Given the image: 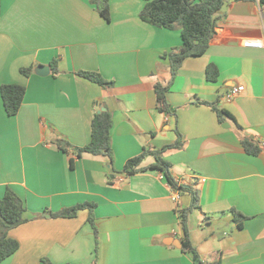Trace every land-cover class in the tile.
Here are the masks:
<instances>
[{"label":"crops","instance_id":"0c3cea01","mask_svg":"<svg viewBox=\"0 0 264 264\" xmlns=\"http://www.w3.org/2000/svg\"><path fill=\"white\" fill-rule=\"evenodd\" d=\"M143 4L110 0L106 20L89 0H0V86L25 88L13 116L0 95V197L10 187L24 200L27 218L7 231L18 248L0 264H193L181 249L177 212L190 195L178 191L174 200L159 170L122 171L144 147L173 143L178 132L181 146L163 158L177 184L198 191L200 207L187 226L200 257L264 264V47L243 44L264 40V6L245 0L222 6L204 53L181 62L166 114L157 108L154 84L169 79L162 54L182 38L179 28L141 20ZM209 64L218 70L215 80L206 77ZM39 65L48 71L39 74ZM79 70L113 84L102 87ZM240 84L244 90L226 100ZM209 104L231 117L219 121ZM100 107L112 114V163L75 150L89 141ZM243 139L258 152H248ZM153 162L147 156L141 165ZM78 203L93 204V225L85 208L74 217L52 216Z\"/></svg>","mask_w":264,"mask_h":264},{"label":"trees","instance_id":"16d2710c","mask_svg":"<svg viewBox=\"0 0 264 264\" xmlns=\"http://www.w3.org/2000/svg\"><path fill=\"white\" fill-rule=\"evenodd\" d=\"M144 4L139 11L141 20L158 27L168 29L179 28L182 38V44L179 47L172 48L166 53L162 54L163 58H167L169 62V79L167 82H156L154 84V92L156 96L157 108L170 114L166 102V93L169 86L180 67L181 62L190 56H198L204 53L210 39L216 33V26L222 19L223 14L221 8L224 4L231 1L238 0H143ZM257 1L260 6H264V0H245ZM94 5L98 13L106 20L110 15V0H89ZM55 62H52V66ZM22 74H28L31 68H22ZM206 77L209 80H215L218 75V70L213 64L206 67ZM92 82L97 83L102 87L111 86L112 81L104 79L98 72L83 71L76 72ZM25 88L23 85L17 83H7L0 86V95L5 112L13 116L18 112ZM210 107L216 112L218 120L223 121L226 117L231 115L216 107L214 104H209ZM112 126V114L110 111H100L93 114L91 119V131L89 141L80 147H75L77 155L83 153L91 155H102L108 159L109 163L113 162V155L111 149L110 129ZM242 143L246 150L252 154L258 152V147L250 140L243 139ZM181 141L179 138L173 143L166 144L161 148L144 147L142 151L127 159L123 166V173L132 175L136 172L145 171L148 169H156L162 172L163 177L168 181L171 187L177 191H185L190 195V203L184 208L177 210L180 218L181 227V249L188 252L192 256L193 264H220L219 260L206 261L203 260L196 248L191 243L189 238V231L187 226L188 214L194 209L199 208V194L196 189L191 185H179L174 180L170 172V164L163 158V152L170 148H179ZM64 149L65 145H60ZM147 156H152L154 162L142 166L143 159ZM89 210V222L93 225V204L91 203H78L71 207L63 208L52 216L55 217H74L80 209ZM25 203L10 187H6L4 194L0 197V262L5 258L12 255L18 248V242L7 236V231L10 228L16 227L27 220L25 217ZM235 217L240 220L245 217L238 213L236 210H231ZM241 223H238L240 226ZM46 264H52L47 259H43Z\"/></svg>","mask_w":264,"mask_h":264},{"label":"built area","instance_id":"2783aa9c","mask_svg":"<svg viewBox=\"0 0 264 264\" xmlns=\"http://www.w3.org/2000/svg\"><path fill=\"white\" fill-rule=\"evenodd\" d=\"M244 46H248V47H258V48H262L264 47V40L262 39H258V40H246L244 41ZM244 90V86L243 85H235L232 86L228 92L225 95L226 100H231L233 99L237 94H239L240 92H242ZM160 176L163 177V174L161 173ZM172 198L174 200H178L179 199V193L177 190H174V193L172 194Z\"/></svg>","mask_w":264,"mask_h":264},{"label":"water","instance_id":"95a60500","mask_svg":"<svg viewBox=\"0 0 264 264\" xmlns=\"http://www.w3.org/2000/svg\"><path fill=\"white\" fill-rule=\"evenodd\" d=\"M39 68H40L39 69L40 71H37L39 74H44V73H42L43 70L48 71V67L47 66L39 65ZM104 109H105L104 107H100L98 112H100V111H102Z\"/></svg>","mask_w":264,"mask_h":264}]
</instances>
